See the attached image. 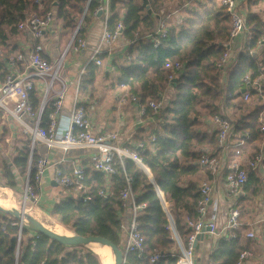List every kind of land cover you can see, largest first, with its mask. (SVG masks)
<instances>
[{"label": "trees", "instance_id": "16d2710c", "mask_svg": "<svg viewBox=\"0 0 264 264\" xmlns=\"http://www.w3.org/2000/svg\"><path fill=\"white\" fill-rule=\"evenodd\" d=\"M57 2V19L64 28L76 31V40L85 39V24L96 17V10L103 0H48L42 10L34 0H0V38L8 39L9 34H16L18 23L30 13L44 15L52 11ZM164 5L159 0H112L108 28L114 30L119 20L123 21L122 35L134 39L135 34L144 35L155 30ZM246 16L247 43L234 60L227 82H222L221 71L217 64L227 52L231 42L232 20L227 10L221 6L209 13L202 20L197 30L190 36L178 39L174 29H169V36L159 48L161 57L154 59L152 43L137 41L131 45V59L119 67V85H127L137 94L139 100L161 101L170 82V71L165 68L167 61L181 62L184 72L174 83L175 94L158 112L150 108L147 115L159 122L154 133L155 140L150 145L137 151L143 158L148 173L131 160L118 166L117 175L111 176L112 193L106 197L99 195L105 191L106 174L94 172L85 181V191L79 197H63L51 209L49 215L56 224L49 226L59 234L76 236H101L121 248L125 234L122 226L126 209L120 198V191L127 185L126 177L132 179V192L136 202L146 203L147 207L139 216V230L145 238V251L142 255L130 253L125 256V264H176L177 258L168 257L158 263H151L150 257L157 251H170L175 247L166 226L168 215L164 202L169 204L177 230L184 242H187L192 230L188 220L197 218V206L202 199L195 177L201 171L200 158L207 150L217 151V134L210 133L204 126L206 116H225L222 104L232 102L231 107L243 112V79L247 76L259 79L261 93L254 90L251 99L259 102L264 97V0H249ZM84 16V17H83ZM179 38H181L179 36ZM259 47H263L259 50ZM258 52L257 55H254ZM2 64V62L0 63ZM3 65V64H2ZM96 65L91 63L83 76L81 90L86 91L93 85ZM35 106L38 100L32 94ZM242 99V104L234 103ZM263 103V102H262ZM224 106V107H225ZM51 109L45 108L42 125L49 123ZM264 103L253 112L245 113L232 120L236 134L248 133L250 141L263 139L260 132L261 115ZM263 116V115H262ZM264 119V117H263ZM1 120V119H0ZM30 140L26 139L23 147L13 159L12 166L22 176H27L30 167ZM34 154L31 165L30 182L34 184L36 173ZM1 166V163H0ZM12 166L2 162L0 184L11 190L17 189L16 177ZM72 170H68L70 173ZM194 178V179H193ZM260 183L255 175H250L246 191L259 192L256 184ZM255 184V185H254ZM40 197V186H36ZM90 196L91 200L83 198ZM44 224V223H43ZM69 230V231H68ZM22 225L19 218L0 210V264H102L100 257L84 245H65L56 240ZM258 238L250 239L242 232L237 238L227 241L221 239L217 248L210 255L215 264H236L240 254L252 250Z\"/></svg>", "mask_w": 264, "mask_h": 264}, {"label": "built area", "instance_id": "2783aa9c", "mask_svg": "<svg viewBox=\"0 0 264 264\" xmlns=\"http://www.w3.org/2000/svg\"><path fill=\"white\" fill-rule=\"evenodd\" d=\"M48 0H34L39 9L44 8V4ZM111 1L103 0V3L96 10L95 15L103 14L105 18V28L102 33L99 45L92 50L89 63H94L101 67L104 62L101 58L103 54V46L113 47L112 50L120 48V41L124 40L126 45H132L140 40H150L155 50L154 59L159 60L161 53L159 48L163 41L168 38L169 30L164 19L160 21L158 28L144 35L135 34L134 39L123 38V21L119 20L114 30L108 28V20L111 15ZM221 5L227 10L232 20L231 42L239 36L246 34V16L239 11L237 0H221ZM55 20L53 11H49L44 15L38 13H30L21 20L17 27L18 30L24 32L33 39V44L23 52L11 58L8 62L12 71L2 75V66L0 64V119L13 121L19 126L24 136L30 138V167L25 180L24 205L28 206L38 202L36 194V186H40L43 176L47 170V160L44 157H38L35 161L36 173L34 176V184L30 182L31 165L33 156L36 152L37 144H43L48 149H60L69 152L74 149H90L93 151L92 169L96 172L104 173L111 177L117 175L118 166L124 164L126 160H131L148 173V169L143 163V158L137 150H133L126 146H122L119 135L117 133L95 134L92 130L85 108L77 104L73 110L70 123L63 132L57 130V114L64 105L67 95V87L61 77L64 69V60L66 53L73 49L75 52H83L89 49L88 42L85 39H77L76 36L83 18L75 31L74 37L69 45L68 51L61 54L53 63L43 57L44 45L41 43L45 34L50 30ZM264 44V37L260 41ZM235 58L229 50L223 55L217 64V68L221 71L226 69ZM26 64V68L31 73L18 74L14 70L18 64ZM184 64L181 62L167 61L165 68L170 71L169 80L174 81L184 72ZM111 71H115V67H111ZM33 78H38L46 83L42 103L36 109L30 102L31 92L36 88ZM57 83L61 84L59 89H55ZM244 99L248 101L251 93L256 90L261 93V84L259 79L253 80L249 76L243 79ZM54 92L53 110L48 116L49 123L47 126L42 125L43 113L48 104L49 93ZM135 103L139 110L140 117L147 115L150 108L153 112H158L162 107V102L148 100L142 103L135 94L125 95L122 97L121 103ZM214 132L217 134L218 147L223 154L231 149V139L234 135L235 126L229 117L215 115L212 117ZM260 132L264 135V122L261 123ZM249 135V134H247ZM155 140V138L153 139ZM244 145L240 143L239 146ZM238 146V147H239ZM138 149H145V144H140ZM235 158L228 167L226 175V183L224 194L230 198H240L241 192L249 180V172L259 170L264 166V150L257 152L249 157L244 164L238 160L242 155V149L236 148ZM222 159L212 152H204L200 158V166L212 173H217L221 169ZM54 179L58 186H61L67 193V197H79L85 191L86 168L81 164H75L70 173H65L62 168H56ZM126 186L120 191V198L126 209L125 215L127 221L123 223V230L126 234L125 247L122 249L124 256L130 253H137L139 256L145 251V238L139 230V216L147 207L146 203L136 202L135 194L132 192V179L126 177ZM199 190L202 199L197 206V218L188 220L187 225L192 230L187 242H184L177 230L175 221L169 212L168 203L164 202V206L168 215V230L171 239L175 242V247L170 251H157L150 257L151 263H158L168 257L177 258L176 264H197L195 242L201 234L222 235V239L227 241L237 238V232L243 225L241 222V213L237 207H232L229 211V218L226 224L219 230L218 226V203L214 198V190L209 181H203ZM101 197L109 194L106 191H100ZM84 201L91 200L90 196L83 198ZM264 221V220H263ZM23 225V223H22ZM207 229H210L208 232ZM248 238H255V233L249 232ZM126 263V261L124 260ZM208 264H215L212 260ZM236 264H264V261L256 262L252 251H243Z\"/></svg>", "mask_w": 264, "mask_h": 264}, {"label": "crops", "instance_id": "0c3cea01", "mask_svg": "<svg viewBox=\"0 0 264 264\" xmlns=\"http://www.w3.org/2000/svg\"><path fill=\"white\" fill-rule=\"evenodd\" d=\"M164 5V10L159 17V24L162 19L165 20L169 29H174L176 37L178 39L190 37L195 30L198 29L204 17L213 12L216 8L221 7V0H159ZM249 0H237V7L242 14L247 16V3ZM56 7L53 6L52 11L55 14V20L45 34L43 41L44 45L43 57L49 62L53 63L63 53L68 51L69 45L74 37L70 35L73 32L69 28H64L63 24L57 19ZM84 17V16H83ZM82 20V19H81ZM60 22V23H59ZM81 22V21H80ZM158 24V26H159ZM157 26V28H158ZM85 40L88 42L89 49L83 52H75L73 49L69 50L66 55L71 53L70 59L64 60L63 73L61 75L63 82L67 87V95L64 101V105L57 116V130L63 132L70 123V119L77 104L82 105L88 115L89 122L92 130L95 134L117 133L120 138V144L133 150H137L140 144L150 145V140L154 141V133L159 128V122L151 115L140 117L138 107L135 103L129 102L122 104V97L125 95L135 94L131 88L127 85H119V67L126 63L125 58L129 61L131 56L128 54L131 45H126L124 40L120 41V48L112 50L113 47L103 46V54L101 58L104 65L96 67L94 75L93 85L88 90H81V81L83 76L89 78L86 74L91 57L92 50H94L100 43L102 33L105 28V18L103 14H98L92 18L89 24H85ZM75 34V33H74ZM179 36L181 38H179ZM123 38H126L123 36ZM128 39V38H126ZM149 42L150 40H140ZM151 42V41H150ZM247 43V33L239 36L233 42H230L227 49L231 55L236 59L239 53L243 50ZM33 44V39L24 32L17 30L16 34H9L6 41H2L0 38V63L2 62V75L9 71V60L15 57L17 54L27 51V49ZM263 47H259V50ZM227 50V51H228ZM255 52L254 55H257ZM232 62L226 69L221 70L222 82L226 83L233 66ZM93 64V63H92ZM111 67H115V71H111ZM18 74L31 73L32 71L26 68V64H18L17 69L14 70ZM36 83V88L31 92L30 102L38 109L42 103L44 96V89L46 88L45 81L33 78ZM175 81V80H174ZM174 81L170 82L165 93L161 96L163 106L169 102V99L175 94ZM177 81V80H176ZM176 83V82H175ZM61 87L60 83L55 85V89ZM38 100L39 106H35V100ZM137 96V94H135ZM244 95V93H242ZM55 97L54 92L49 93V100L46 107L53 110V100ZM138 97V96H137ZM241 98V97H240ZM244 98V96H243ZM242 100V99H241ZM237 99L234 100L236 103ZM244 101V99H243ZM233 102V101H232ZM232 102L228 103L226 108L224 102L222 104V113L224 117H229V110L236 111L238 115L246 116L237 109L231 107ZM225 106V107H224ZM234 114V113H233ZM213 116H206L204 118V126L210 133H215L213 123L211 122ZM231 119V118H230ZM232 120V119H231ZM2 122V123H1ZM3 122L8 124L2 125ZM262 123V121H261ZM19 126L13 121L0 120V174L2 172V162L5 161L12 166L13 159L17 156L18 152L23 147V143L26 139L30 140L27 136H17ZM235 132V131H234ZM246 133L244 136L234 133L231 139V149L229 152L223 154L219 147L217 151L207 150L212 154L220 157L223 161L221 169L217 173H212L207 169L201 168V171L195 179L198 180V188L200 184L207 180L213 187L214 198L218 203V226L219 230L226 224L229 218V211L232 207H237L242 217L248 212L247 202L250 199L255 200V203L263 205L262 211L254 216L253 222H243V225L239 229L247 236L249 232L255 233L257 239L256 246L250 251L253 252L256 262L264 261V166L263 168L249 172L250 175H255L260 183L256 184V188H259V192L255 195L253 191H246L240 195V198L233 199L224 194V187L226 183V175L228 173V167L235 158L236 148L242 149V155L238 158L240 163L244 164L245 161L255 155L257 152L264 150V135L263 139L259 141H250L249 136ZM244 145L239 146L240 143ZM5 146H9V151L5 150ZM239 146V147H238ZM11 150H13L12 154ZM205 151V152H207ZM93 151L90 149H74L69 152H64L60 149H48L43 144H37L36 154L38 157H44L47 160V170L43 176L40 190L41 194L38 197V204L46 206V211L50 213L53 206L61 198L67 197L66 191L55 182L54 172L56 168H62L65 172L72 170L75 164H81L86 168L87 178L94 173L92 169V156ZM5 154H10V158ZM13 173L16 177L18 186L21 183H25L27 176H22L20 172L12 166ZM106 176V188L105 191L108 194L112 193L111 177ZM194 179V178H193ZM255 185V184H254ZM17 186V188H18ZM86 187V186H85ZM11 190V189H10ZM9 189L7 191H10ZM11 192V191H10ZM169 206V204H168ZM126 223L127 216H124ZM261 227L260 232L257 234L254 227ZM58 227L63 228L62 226ZM126 234L123 235L121 240V249L125 247ZM222 239V235L208 234L205 239L198 242L196 246L197 264H208L210 262V255L217 248L218 242ZM252 239V238H251ZM94 247H100V245H90L89 248L93 251ZM95 254V250L93 251ZM98 255V254H97ZM100 257V255H98ZM102 264L104 261L100 257ZM105 264H113V254L110 250Z\"/></svg>", "mask_w": 264, "mask_h": 264}, {"label": "rangeland", "instance_id": "374dc122", "mask_svg": "<svg viewBox=\"0 0 264 264\" xmlns=\"http://www.w3.org/2000/svg\"><path fill=\"white\" fill-rule=\"evenodd\" d=\"M74 33L75 32H71L70 35L71 34L74 35ZM70 56H71V53H69L68 56L66 55V57H67V58L65 57L66 61H68L70 59ZM64 64H65V62H64ZM239 102H242L241 98L237 99L236 103L237 104H242V103H239ZM243 102H244L243 103L244 106L246 107V109L243 110L244 114L245 113H250V112H253L256 108H258L259 106H261L264 103V97H263V101H262L263 103L260 102V101L258 102L257 98L256 99H251L250 98L248 101H246L244 99ZM229 113H230L229 114L230 118L232 120H234V121L237 120L239 118V116L241 115L240 114V115L237 116L238 113L236 111H232V110H229ZM262 115H261V118H260L261 119L260 122L261 121L264 122V119H263L264 113ZM5 124H8V122H3L2 125H5ZM20 135H22L21 129H19L17 131V136H20ZM5 150L9 151V146L8 147L5 146ZM11 152H12L11 155L10 154H8V155L5 154L4 156L5 157L7 156V158L8 157L10 158V156L12 157L14 152H13V150H11ZM24 186H25V183L23 185V183H21V181H20V185L18 186V188L16 190H10L9 188H6V187H4L3 185L0 184V206L2 208H8L10 206H15L16 207L15 209H17L15 211L23 212L25 214H26V211H27L29 213V214H26L27 216H29V217L37 220V221H40L41 223L47 224L49 226H58V224H56V222H54V220L50 217V215L46 211V206H44L42 204H38L39 202H36V203H33V204H29L28 206L24 205V191H25ZM1 188L9 189L11 192L7 191V190H2ZM262 207H263V205L261 204V205L258 206V204L255 203V200H253V199L248 200V202H247V208H248L247 210H248V212L245 214L244 217H242V220H241L242 224H243V222L245 223V222H248V221L253 222L254 216L257 215L260 211H262ZM11 210H13V209H11ZM11 212H14V211H11ZM25 220H27V221H25ZM25 220L23 221V225H25L26 227L32 229L31 233L35 234V230L33 229L32 225L29 223L28 219L25 218ZM59 226H61V225H59ZM254 228L256 229L255 232H256L257 237H258V233L260 232L261 227L257 226V227H254ZM70 233H72V232H70ZM86 247L88 249H90L88 246H86Z\"/></svg>", "mask_w": 264, "mask_h": 264}, {"label": "water", "instance_id": "95a60500", "mask_svg": "<svg viewBox=\"0 0 264 264\" xmlns=\"http://www.w3.org/2000/svg\"><path fill=\"white\" fill-rule=\"evenodd\" d=\"M58 5L57 2L54 3V7H56ZM101 15V13H100ZM176 82V80L174 81V83ZM246 92V89H243L242 90V93H245ZM243 193V191L241 192ZM0 210H2L3 212H5L6 214H10L16 218H19L22 223L23 221L26 219H28L29 223L32 225L33 229L40 233V234H43L45 236H47L48 238H51L53 240H56L62 244H65V245H84V246H88L89 244L91 243H98V244H103V245H107L109 246L112 251L114 252L115 254V264H125L124 260H125V256L123 254V251L121 248H119L118 246H116L115 244H113L111 241L101 237V236H87V237H84V236H76L74 233H73V237L72 238H65V237H62V236H59L55 233H53L50 229H48L43 223H41L40 221H37L29 216H27L25 213L23 212H19V211H14V212H11V211H8V210H5L4 208H2L0 206ZM207 231L209 232L210 229H207ZM207 235L205 234H201L200 236H198L196 242H195V246H197L198 242L205 239Z\"/></svg>", "mask_w": 264, "mask_h": 264}, {"label": "bare ground", "instance_id": "6f19581e", "mask_svg": "<svg viewBox=\"0 0 264 264\" xmlns=\"http://www.w3.org/2000/svg\"><path fill=\"white\" fill-rule=\"evenodd\" d=\"M2 190H8V189H3V188H1ZM3 196V195H2ZM6 196V195H5ZM4 200V199H3ZM16 207L15 206H10V207H8V208H4L5 210H8V211H15V210H17V209H15ZM11 209H13V210H11ZM26 214H29L27 211H26ZM25 221H27V220H25ZM45 225V224H44ZM46 226V225H45ZM47 227V226H46ZM48 228V227H47ZM48 229H50V228H48ZM51 230V229H50ZM52 231V230H51ZM53 233H55V234H57V235H59V236H62V237H65V238H72L74 235H73V233H68V234H59V233H57V232H55V231H52ZM90 245H100V247H94V250H95V252L98 254V255H100V257L102 258V260L104 261V264L106 263V259H107V257H108V255H109V252H110V250L112 251V249L109 247V246H107V245H103V244H98V243H91V244H89L88 245V247L90 246ZM93 250V251H94ZM112 254H113V264H115V254H114V252L112 251Z\"/></svg>", "mask_w": 264, "mask_h": 264}]
</instances>
